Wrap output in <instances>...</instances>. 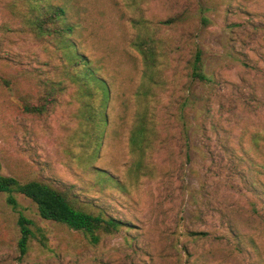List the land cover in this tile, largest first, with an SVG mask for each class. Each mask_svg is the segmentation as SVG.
Wrapping results in <instances>:
<instances>
[{"label": "rangeland", "instance_id": "rangeland-1", "mask_svg": "<svg viewBox=\"0 0 264 264\" xmlns=\"http://www.w3.org/2000/svg\"><path fill=\"white\" fill-rule=\"evenodd\" d=\"M50 3L79 25L80 52L110 85L104 136L88 160L90 125L79 89L61 74L65 59L27 31L16 0H0V174L67 190L123 228L92 246L14 194L45 238L22 257L16 213L0 194V264H264V0ZM132 20L149 22L145 34L159 41L147 104L135 97L142 65L129 46L138 35ZM196 49L206 84L189 76ZM37 78L63 84L47 112L29 115L19 96ZM141 115L150 133L136 170L128 139Z\"/></svg>", "mask_w": 264, "mask_h": 264}, {"label": "trees", "instance_id": "trees-1", "mask_svg": "<svg viewBox=\"0 0 264 264\" xmlns=\"http://www.w3.org/2000/svg\"><path fill=\"white\" fill-rule=\"evenodd\" d=\"M16 1L17 5L14 6L23 8L18 16L24 22L27 31L37 41L51 45L53 51H59L62 59H65L66 63L61 64V74L67 78L69 84H75L79 89L76 94L77 102L83 119L90 125L89 134L84 135L88 142L85 153L89 156L88 160H92L101 144L107 125L106 111L110 102V85L97 75L98 68L93 67L88 57L80 52L74 40L79 25L70 23L65 7L53 6L50 3L51 0ZM202 20L200 18V21ZM131 23L133 28L137 29L138 35L129 43V46L138 54L142 65L141 81L136 89L135 97L136 99L139 97L140 102L144 101L147 104L150 87L156 84L154 77L157 58L160 57L156 50L159 41L145 34L146 28L150 27L149 22L132 20ZM200 56V51L196 49L190 63L189 76L197 83L206 84L209 79L202 72ZM61 85L58 82L34 79V83L30 85L31 89L22 93L27 97L19 96L24 113L41 115L47 112L59 96ZM189 103L188 98H183L177 108V119L181 122L184 136L187 135V127L184 125L185 110ZM149 133L144 116H138L128 139L129 151L136 156L134 163L136 170L142 167L143 152L147 146L146 136L148 137ZM97 173L117 184L104 172ZM0 194L6 195V204L16 213L15 243L18 254L22 257L26 254L32 239H35L40 247H45V238L41 230L17 210L14 194L30 200L41 220L79 234L92 246L97 245L103 237L113 236L123 228L121 222L100 211H87L86 208L80 207L67 190H59L38 180L20 182L14 177L0 174ZM200 235V233H187V236L192 239L199 238ZM182 264H188V262L184 261Z\"/></svg>", "mask_w": 264, "mask_h": 264}]
</instances>
